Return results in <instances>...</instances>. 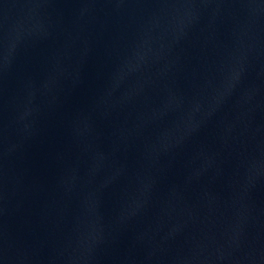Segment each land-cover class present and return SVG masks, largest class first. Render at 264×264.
<instances>
[{"label":"water","instance_id":"95a60500","mask_svg":"<svg viewBox=\"0 0 264 264\" xmlns=\"http://www.w3.org/2000/svg\"><path fill=\"white\" fill-rule=\"evenodd\" d=\"M0 264H264V0H0Z\"/></svg>","mask_w":264,"mask_h":264}]
</instances>
